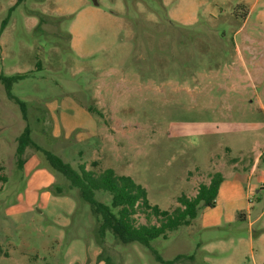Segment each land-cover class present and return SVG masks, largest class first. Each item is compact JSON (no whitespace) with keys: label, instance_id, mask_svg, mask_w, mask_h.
I'll list each match as a JSON object with an SVG mask.
<instances>
[{"label":"rangeland","instance_id":"374dc122","mask_svg":"<svg viewBox=\"0 0 264 264\" xmlns=\"http://www.w3.org/2000/svg\"><path fill=\"white\" fill-rule=\"evenodd\" d=\"M0 31V75H26L12 86L25 111L0 79V264H168L101 237L42 152L19 168L27 127L76 169L132 176L161 209L216 171L242 183L151 247L194 255L175 264H264V0H0Z\"/></svg>","mask_w":264,"mask_h":264},{"label":"trees","instance_id":"16d2710c","mask_svg":"<svg viewBox=\"0 0 264 264\" xmlns=\"http://www.w3.org/2000/svg\"><path fill=\"white\" fill-rule=\"evenodd\" d=\"M25 76V73L0 75L7 94L21 105L23 111H25V104L14 95L12 86L14 82ZM29 146L42 152L51 167L64 174L79 189L81 197L90 204L93 213L99 217L98 230L101 237L105 236L107 230H111L121 243L138 241L149 246L159 261L168 264H175L182 258L194 257L193 254H179L171 260H166L151 247V241L160 236L167 237L169 231L175 230L181 225L190 224L198 215L201 203L214 207L220 185L224 180L222 172H214L209 182L201 183L194 196L181 195L179 197L180 205L171 211L152 204L148 199L146 188L130 175L118 174L111 167L96 172L88 169L84 163H81L78 169L74 168L61 156L37 144L28 127L20 135L15 153L19 168H23L25 164L24 153ZM260 160L264 162V151L260 155ZM58 190L61 192L62 188L58 187ZM97 190L109 192L111 194L110 202L98 200L95 196ZM141 215L145 217V222L140 221L139 216ZM153 217L157 219L156 222L151 221Z\"/></svg>","mask_w":264,"mask_h":264},{"label":"crops","instance_id":"0c3cea01","mask_svg":"<svg viewBox=\"0 0 264 264\" xmlns=\"http://www.w3.org/2000/svg\"><path fill=\"white\" fill-rule=\"evenodd\" d=\"M254 6H255V4L252 7L254 8ZM260 155L261 154L259 153L257 159L254 160V162L252 164V169H254V170H256L257 167H258L259 160H260ZM36 179L38 181L40 180V186H38V184L36 186V187H39V189H43L45 186L47 187V186H49L51 184V181H48V182L43 181V178L37 177ZM241 186H242V183H240V182H238L236 180L235 181H227V178L224 175V180L222 181V183L220 185V188H219V191H218V195H217V198H216L215 206L217 205V202H218L220 197H225L226 196L227 198H229V197L230 198H234V191H236L237 189H240ZM207 216H208V219L206 221V224H214L215 225V224L221 223V218L220 217L217 216L216 218H211L210 219L208 214H207Z\"/></svg>","mask_w":264,"mask_h":264}]
</instances>
